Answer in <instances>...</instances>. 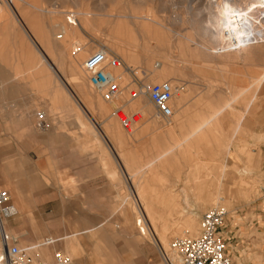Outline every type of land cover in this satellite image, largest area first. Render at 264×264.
I'll return each instance as SVG.
<instances>
[{
    "label": "rangeland",
    "instance_id": "obj_1",
    "mask_svg": "<svg viewBox=\"0 0 264 264\" xmlns=\"http://www.w3.org/2000/svg\"><path fill=\"white\" fill-rule=\"evenodd\" d=\"M242 17L250 19L245 33L229 34L226 20ZM10 38L19 55L33 56L35 73L56 82L38 115L0 118V153L12 178L28 183L29 203L35 182L70 185L56 174H121L118 204L88 214L100 227L85 247L73 228L41 250L43 260L62 249L77 264H166L163 248L197 235L202 214L221 203L230 210L234 264H264V0H0V67ZM101 46L147 69L148 82L180 87L171 122L157 117L146 94L102 99L83 68ZM118 107L139 112L129 130ZM13 142L26 147L8 148ZM153 173L157 179H144ZM7 187L21 211L20 195ZM30 210L6 220L21 243L51 235L40 234Z\"/></svg>",
    "mask_w": 264,
    "mask_h": 264
},
{
    "label": "built area",
    "instance_id": "obj_2",
    "mask_svg": "<svg viewBox=\"0 0 264 264\" xmlns=\"http://www.w3.org/2000/svg\"><path fill=\"white\" fill-rule=\"evenodd\" d=\"M82 48L78 45L74 52ZM83 68L90 85L100 93L104 101L117 102L127 90L131 98L146 94L155 107L157 117L165 123L172 121L175 114L172 100L180 89L178 85L171 81L148 82L147 69H137L128 64L107 46H101L93 52L84 62ZM126 73L131 76V82H126ZM114 113L128 130L139 120L138 111L122 115V109L118 107ZM16 214L11 191L1 187L0 264H77L74 257L62 249L54 250L51 262L40 257L44 247L55 246L61 237L46 236L37 242L21 243L20 238L9 233L6 228V220ZM229 215L230 210L221 203L208 208L201 216L197 235L179 236L171 241L168 251L176 256L177 261L163 248L162 254L166 264H234L229 250L231 236L229 232H225Z\"/></svg>",
    "mask_w": 264,
    "mask_h": 264
},
{
    "label": "crops",
    "instance_id": "obj_3",
    "mask_svg": "<svg viewBox=\"0 0 264 264\" xmlns=\"http://www.w3.org/2000/svg\"><path fill=\"white\" fill-rule=\"evenodd\" d=\"M6 52L8 55L5 64L0 67V118H2V124L8 123L9 118L36 115L41 102L49 100L54 95L56 88L55 80L42 78L35 73V68L33 69L35 62L31 54L22 56L17 53L12 38H10ZM37 64L40 65L38 62ZM27 70L32 74L27 75ZM1 147L6 148L4 145H0ZM7 147L16 149L24 148L26 145L13 142ZM127 173H123L124 177L132 179V174ZM13 174V171L3 161V154L0 153V188H8L7 186H9L16 190V193L20 195L18 202L21 207V211L17 210V213L23 214L31 208L35 214L34 218L40 224L41 235H61L55 236L62 238L57 245L64 240V234H69L75 228L78 233L74 234L82 235L80 244L85 247V240L89 238L88 233L100 227L99 219L88 214L98 213L99 206L102 204L112 206L118 204L116 194L121 180L120 173L56 174V178L53 180H63L70 185H65V188L60 185L54 188L51 186L47 189L45 185L41 187L42 184L39 181L38 183L35 182L33 184L32 203L28 201L30 189L28 183L14 180ZM154 175L156 174H150L144 179L155 180L157 178ZM115 181L118 184H115ZM21 218L17 221L18 229L24 225L25 220L23 216ZM153 257L155 258V256ZM153 257L152 260H154Z\"/></svg>",
    "mask_w": 264,
    "mask_h": 264
},
{
    "label": "bare ground",
    "instance_id": "obj_4",
    "mask_svg": "<svg viewBox=\"0 0 264 264\" xmlns=\"http://www.w3.org/2000/svg\"><path fill=\"white\" fill-rule=\"evenodd\" d=\"M243 16V15H242ZM245 16H247V15H245ZM239 17H241V16H239ZM247 18H249V17H247ZM247 18H245V17H242V18H240V19H235L233 22L231 21V19L230 20H226V21H228V23L230 24V27H229V30H230V33L229 34H232V33H234V32H236V31H239L241 34H243V33H245L244 31L246 30L245 28H247V27H249L250 25H249V23H248V20L250 21V19H247ZM71 22H74L75 24H76V22L75 21H73V20H71ZM254 22V21H253ZM255 23V22H254ZM253 24V23H252ZM256 25V24H255ZM254 27V26H253ZM253 33V32H252ZM254 37H255V34H254ZM260 39V38H259ZM253 40V39H252ZM251 41V40H250ZM251 44H253V43H251V42H248V43H246L245 44V46H247V45H251ZM244 45V44H243ZM126 92V91H125ZM124 92V93H125ZM138 119V118H137ZM221 168H222V165H221ZM223 170H225V169H223ZM144 204L141 202V206L143 207V209H145L144 208V206H143ZM216 205V204H215ZM15 206V205H14ZM15 209H16V206H15ZM16 211H17V209H16ZM141 220H143V219H141ZM140 220L138 221V225H140ZM7 228V227H6ZM8 230V229H7ZM185 236V235H184ZM189 236V235H188Z\"/></svg>",
    "mask_w": 264,
    "mask_h": 264
}]
</instances>
